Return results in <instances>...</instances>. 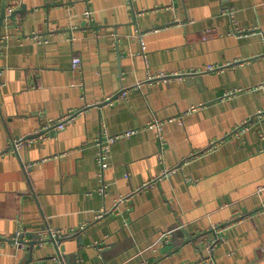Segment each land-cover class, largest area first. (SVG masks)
Returning a JSON list of instances; mask_svg holds the SVG:
<instances>
[{
	"label": "crops",
	"instance_id": "obj_1",
	"mask_svg": "<svg viewBox=\"0 0 264 264\" xmlns=\"http://www.w3.org/2000/svg\"><path fill=\"white\" fill-rule=\"evenodd\" d=\"M259 110L264 0H0V264H21L12 237L47 225L81 240L63 260L35 246L27 264H264ZM102 129H137L112 143L103 179Z\"/></svg>",
	"mask_w": 264,
	"mask_h": 264
},
{
	"label": "built area",
	"instance_id": "obj_2",
	"mask_svg": "<svg viewBox=\"0 0 264 264\" xmlns=\"http://www.w3.org/2000/svg\"><path fill=\"white\" fill-rule=\"evenodd\" d=\"M128 4H132V0H128ZM14 9L13 6H11L9 8L10 11H12ZM226 14L227 13H230L232 14L233 13V9L232 8H227L225 11H224ZM86 14L89 16L91 14V12L89 10L86 11ZM144 35H145V32H140L137 34V37L138 39L140 40V42L143 44L144 43ZM215 35V30H206L204 31L203 35H202V38L203 39H207V38H210V36H214ZM39 38V35H36L35 36V39H38ZM82 58L80 55L78 54H74L73 55V58H72V64L73 67H81L82 66ZM217 69H220V66L216 65V64H211L209 67H208V70H217ZM161 75V74H160ZM159 75V76H160ZM153 78H156V76H151ZM158 77V76H157ZM230 93H232V91H229L227 94L229 95ZM124 94V92L122 93ZM196 106L192 109H195ZM257 117L259 118V121H263L264 120V110H259V113L257 114ZM75 118V112H71V113H67L66 115H63L62 117L58 118L57 120H51V124L48 125V126H45V127H49L53 125V127L58 130V129H62L64 128L67 123H69L70 121H72L73 119ZM163 124H164V121L162 119H159L158 117H155L153 120H151L148 124H147V127L149 128H153L157 131V136H158V140H159V148H160V157H161V160L164 161V155H165V141H164V134H163ZM251 128V125L249 123V120L247 119V121H244L243 123H241L240 125H237L235 128H234V132L236 134H241L243 132H246L247 130H249ZM137 129H128L127 131H123V132H119V133H115V134H109L107 133V131L105 130H101L100 131V134L98 135V137L95 139V145L97 147V153H96V160H97V164H98V167H99V170H98V175L101 179H103V174H104V171L109 168V157H110V153H111V145L113 142L117 141V140H120V139H124V138H127L131 135H133L134 133H136ZM47 132H43V134L41 136H44L46 137ZM217 143V142H215ZM214 143V144H215ZM213 148V147H212ZM176 169H172V170H168L167 168H165L164 170V173L162 174V176H166L168 175L169 173H171L172 171H174ZM186 181L187 182H197L196 179L194 178H191L189 176L186 177ZM151 184L153 182H150ZM148 185V184H147ZM146 186V185H145ZM105 213H107V211H102V213H100L98 215V217H101L103 216ZM88 225L85 224L84 226H81V228L79 229H83L84 227H86ZM83 227V228H82ZM214 230H216V227L214 228ZM76 232V230H70V231H64L62 229H54L52 226L50 225H47L45 227H43L42 230H40L37 235H38V238H40L41 241L45 240V239H48L49 237H53V238H59L61 237L62 235L64 234H72ZM23 234V231H20L18 232V235L12 237L13 241H15L17 244L18 241L20 240V236ZM168 234V233H167ZM207 242L210 244V245H215L216 242H218L220 240V236L219 234L216 235V237H214L213 239H206ZM98 245H101L100 242L97 243ZM59 256L58 255H53L52 258L54 259H57ZM187 264H192V263H187Z\"/></svg>",
	"mask_w": 264,
	"mask_h": 264
},
{
	"label": "water",
	"instance_id": "obj_3",
	"mask_svg": "<svg viewBox=\"0 0 264 264\" xmlns=\"http://www.w3.org/2000/svg\"><path fill=\"white\" fill-rule=\"evenodd\" d=\"M1 15H2V18H3V16H6L4 6L2 9ZM11 16L13 17L14 13ZM123 92H124V90L119 92V94H122ZM119 94H117L114 97H117ZM112 99L113 98H110L109 101ZM109 101H107V102H109ZM101 104H103V103H98V105H101ZM43 131H46V130H43ZM79 234H80V232H78V233L75 232L72 234H64L59 238L49 237L48 239H45L43 241H41L40 238H38L37 234L29 233L27 238H25V236H20V238H19L20 240L18 241L19 248L28 251L26 254V257L27 256L28 257L27 258L24 257L23 260L21 261V264H27L31 260H33V258H34L33 252H34L35 246H42L44 243H52L56 249L55 255H58L60 257V259L63 260L64 256H66V255L69 256V254L66 253V241H68L69 239H74V238L79 240L81 238V237H79Z\"/></svg>",
	"mask_w": 264,
	"mask_h": 264
}]
</instances>
